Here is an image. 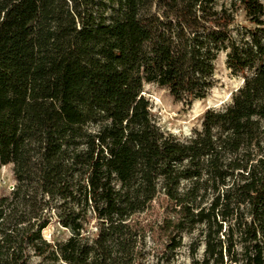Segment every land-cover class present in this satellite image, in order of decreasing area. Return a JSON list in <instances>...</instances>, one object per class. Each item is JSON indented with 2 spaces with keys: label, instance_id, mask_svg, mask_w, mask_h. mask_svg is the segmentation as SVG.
I'll return each mask as SVG.
<instances>
[{
  "label": "trees",
  "instance_id": "16d2710c",
  "mask_svg": "<svg viewBox=\"0 0 264 264\" xmlns=\"http://www.w3.org/2000/svg\"><path fill=\"white\" fill-rule=\"evenodd\" d=\"M221 53L242 79L230 102L189 138L161 131L144 86L190 105L214 87ZM6 165L0 264H150L140 216L158 200L162 255L198 227L192 264H264V2L0 0ZM51 220L65 241L43 238Z\"/></svg>",
  "mask_w": 264,
  "mask_h": 264
},
{
  "label": "rangeland",
  "instance_id": "374dc122",
  "mask_svg": "<svg viewBox=\"0 0 264 264\" xmlns=\"http://www.w3.org/2000/svg\"><path fill=\"white\" fill-rule=\"evenodd\" d=\"M264 2V0H261ZM237 22L246 24L242 11L237 13ZM225 54L221 53L215 64L214 78L215 85L209 94L201 100H195L190 105L183 102L174 101L166 89L158 88L154 85H145L142 95L148 100L149 112L153 120L166 134H171L179 139L189 138L195 131L201 129L203 115L208 109H220L230 102L231 94L242 84L239 76H234L226 67ZM15 180L12 174V165L0 167V196L9 195ZM169 211L166 209L165 201L158 200L149 210L140 216L141 221L146 225L147 250L150 252L149 263L155 261L156 256L165 260L173 258L172 264H192L189 245L194 240H199L200 228L195 227L191 233L183 234L182 245L174 254H164L166 245V231L168 224L166 218ZM90 230H94L91 225ZM43 238L50 243L65 241L70 233L63 229L55 220H51L42 231ZM204 247L199 244L194 258L197 261L203 259ZM160 258V259H161ZM39 259L33 257L29 264H37Z\"/></svg>",
  "mask_w": 264,
  "mask_h": 264
}]
</instances>
